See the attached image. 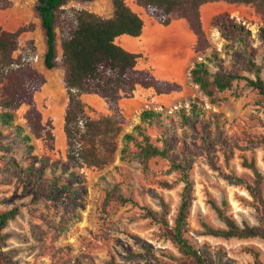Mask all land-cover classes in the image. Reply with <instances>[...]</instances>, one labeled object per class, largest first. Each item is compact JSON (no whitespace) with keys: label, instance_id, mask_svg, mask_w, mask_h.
Here are the masks:
<instances>
[{"label":"rangeland","instance_id":"374dc122","mask_svg":"<svg viewBox=\"0 0 264 264\" xmlns=\"http://www.w3.org/2000/svg\"><path fill=\"white\" fill-rule=\"evenodd\" d=\"M12 5L0 10V23L4 27L14 29L17 24L10 21L16 14L26 18L34 15L35 0H10ZM110 0H93L79 2L70 0L65 7L71 17L72 9L87 11L99 8L106 13ZM111 3V1H110ZM13 10V12H9ZM231 18L243 23L250 31L253 44L254 60L262 66L261 76L264 78V56L256 48V34L259 28H264V17L250 5L235 6ZM32 23V22H29ZM28 23V24H29ZM210 48L203 53L195 51L192 46V56L188 67L202 60L211 53L217 54L226 67L236 66L244 76L253 78L248 71L247 64L236 58L235 52L243 54L235 45L227 46L215 28L210 25L204 31ZM60 35H57V45ZM33 42V41H32ZM44 43V40H43ZM196 43V42H195ZM14 57H20L21 63L30 65L41 72L46 79L41 90L35 94L34 100L42 114V122H51L53 135V149L48 148V142L32 139L34 150L26 152L25 146L5 129L0 139V157L4 161L14 162L19 169L31 165L33 172L41 169L40 158H47L50 162H64L66 160V141L63 132V118L67 104V95L60 76V56L57 52L58 66L47 70L43 64V56L36 53L34 42L25 44L15 52ZM186 73L185 81L180 84L181 90L167 95H156L150 90L138 89L133 92L131 104L119 107V134L114 138L116 151L112 163L103 168H82L77 171L79 182H72L68 173L63 175L70 190L77 192L75 200L76 217L71 220L59 238L53 240L50 227L58 222V213L46 201L33 203L35 183H24L23 180H13L9 184L0 183V208L9 209L19 207L20 213L11 220L5 233L3 251L11 253L12 261L17 264H106L109 256L113 255L120 264H140L141 260L131 255L140 251L134 238L148 243L155 253L162 252L179 257L176 248L168 241L157 237V228L149 219L142 218V207H148L160 212V201L169 207V223L171 224L180 203L183 183L179 181V174L170 171L173 162L187 161L190 165L189 178L191 187L189 192L190 209L188 212V232L190 241L198 247H206L214 257L218 248L223 249L224 258L237 264L248 263L251 257L242 252L243 247H254L262 253L264 260V241L259 238L246 240H223L203 236L202 223L213 228H223L209 201L220 205L226 201V213L232 216L238 224L246 222L256 224L251 198L242 185L233 181L234 177H241L250 181L252 173L242 166L245 158L255 159L258 170L264 177V146H252L246 139L263 132L259 121L264 120L262 111L256 105L258 98L255 91L244 85L243 81L234 84L239 97L231 92L219 94L222 101L211 104L209 99L198 89ZM135 91V90H134ZM158 96V97H156ZM55 101V102H54ZM86 115L92 120L113 115L104 100L94 96V100H82ZM55 104L62 105L60 122L52 113ZM195 104L202 114L192 122L184 124L181 111L190 117V105ZM53 105V106H52ZM52 108V109H51ZM27 107L22 106L15 112L14 123L24 125L23 115ZM145 111L160 113L161 118L154 117L152 125L143 122L141 117ZM56 119V120H55ZM161 121V122H160ZM162 125V126H161ZM140 126L145 129L151 141L162 146L160 136L165 134L167 141V158H152L148 161V170L144 171L138 160L130 158L121 160L122 137L124 134L134 133V128ZM245 137V138H244ZM9 148H6V146ZM133 151V147L130 146ZM0 162V168H1ZM51 165L45 173H51ZM0 174V182H1ZM34 174L31 178L33 179ZM174 184L171 189H162L158 183ZM264 187V184H263ZM115 189L117 193L131 199L135 204L120 205L110 201L105 205L106 192ZM134 237V238H133ZM53 242H52V241ZM64 249L61 254H54L52 248Z\"/></svg>","mask_w":264,"mask_h":264},{"label":"trees","instance_id":"16d2710c","mask_svg":"<svg viewBox=\"0 0 264 264\" xmlns=\"http://www.w3.org/2000/svg\"><path fill=\"white\" fill-rule=\"evenodd\" d=\"M70 0H35L34 15L40 22L45 51L43 64L47 70L58 66L57 35H60V66L63 70V85L67 95V104L63 118V132L66 141V160L64 162H50L47 158H40L41 169L33 172L31 165L24 169L11 161H4L0 157L1 184H9L13 180H23L25 184L35 183L33 203L46 201L58 213V222L50 227L53 240L65 231L68 223L76 217L75 200L77 192L70 190L63 175L68 173V179L79 182L77 171L86 168H103L113 161L116 151L114 138L119 134L118 123L119 106L122 98L132 97L137 86L143 89H152L156 95H167L181 90L176 82L157 80L149 71L138 70L136 61L139 54L130 53L115 43L121 35L139 37L142 33L143 22L134 13L124 0H110L113 14L110 18H102L93 12L84 9H72L71 17L65 8ZM92 2L93 0H76ZM148 16L162 26H168L173 19H184L196 38L195 51L203 53L210 48L209 42L202 28L199 8L205 3L224 1L230 4L253 6L264 17V0H135ZM12 5L10 0H0V10ZM210 25L217 30L222 40L235 49L236 58L247 64L248 71L253 78L244 76L236 66L226 67L215 53L193 63L189 70L191 81L209 99L211 104L222 101L219 94L229 91L234 97L239 93L234 84L243 81L244 85L255 91L258 98L256 105L264 116V78L261 76L262 66L254 60L251 31L241 22H237L227 12L215 15ZM35 28L33 23L21 26L15 31L4 30L0 26V139L5 129L10 130L20 143L25 146L26 152L34 150L32 139H41L48 142V148L53 149L52 125L50 121L42 122V114L36 106L34 96L45 84V76L30 65L21 63L20 57H14L19 49V37ZM256 48L264 56V28H259L256 34ZM32 44V41H29ZM95 95L104 100L112 111L110 117L98 120L90 119L85 112V105L81 95ZM22 106L27 107L23 115L24 125L14 123L15 112ZM202 114L197 105H190V117L181 111L184 124L192 122ZM160 113L145 111L142 121L152 125L154 117L161 118ZM161 122V121H160ZM263 132L246 139L252 146H264V120L259 121ZM162 126V125H161ZM134 133L124 134L121 160L138 158L142 169L148 170V161L152 158H167V141L165 134L160 136L162 146L151 141L145 129L140 126L134 128ZM245 138V137H244ZM133 147V151L130 149ZM4 147H0L2 150ZM6 148H9L7 145ZM51 165V173L47 175L45 169ZM242 166L252 173L247 181L241 177H234L233 181L243 186L251 198V207L254 209L256 224L243 222L241 225L226 213V201L220 205L209 201L223 228H213L202 223L203 236L220 238L223 240H246L259 238L264 241V177L258 170L254 158L242 161ZM190 165L187 161L173 162L170 171L179 174V181L183 183L180 203L176 215L169 223V207L163 200L160 201V212L148 207H142V218L149 219L156 225L157 237L168 241L177 250L179 257L158 252L146 242L136 238L140 251L131 255L141 260L140 264H237L224 258L223 249L218 248L214 257L206 247L195 246L187 236L188 212L190 209L189 178ZM34 174L33 179L31 178ZM162 189H171L174 184L158 183ZM115 201L120 205L135 204L131 199L117 193L115 189L107 191L105 205ZM20 213L19 207L9 209L0 208V264H17L12 261L11 253L3 251L8 234L4 232L8 223ZM52 241V240H51ZM53 242V241H52ZM52 248L54 254H61L64 249ZM242 252L251 257V261L243 264H264L262 253L254 247H243ZM106 264H120L113 255L109 256Z\"/></svg>","mask_w":264,"mask_h":264},{"label":"crops","instance_id":"0c3cea01","mask_svg":"<svg viewBox=\"0 0 264 264\" xmlns=\"http://www.w3.org/2000/svg\"><path fill=\"white\" fill-rule=\"evenodd\" d=\"M124 1L125 4L142 20V33L136 38L128 35H121L115 39V43L130 53L140 55L136 61V68L138 70H147L160 81L182 84L185 81L186 73H188L187 76H189L190 68L188 65L192 56L191 48L196 42V38L189 29L187 22L184 19L179 18L173 19L168 26H162L152 17L148 16L145 10L136 4L135 0ZM237 5L240 4H230L224 1L201 5L199 12L203 30H206L211 19L217 14L227 12L232 16L233 10ZM9 12H13V10H9ZM91 12L102 18H110L113 14V8L110 1H108L105 14L100 11L99 8H93ZM10 22L12 24L16 23L17 27L14 29L6 28L2 23H0V26L6 31L13 32L17 28L27 25L29 22L34 24L35 28L33 31L25 32L20 35L18 39L19 47L23 46L26 41H33L38 57L43 56L45 44L43 43L44 39L39 20L34 19L32 16L26 18L24 15L16 14ZM166 33L171 35L169 40H167V37L165 36L167 35ZM57 52L59 56H61L60 42L57 45ZM59 72L62 80V68H60ZM139 88L140 87L137 86L134 93H137V91L139 92ZM94 96L95 95L83 94L80 98L81 101L83 98L86 101H91L94 100ZM131 101V98H122L118 102V106L120 108L122 106H127L128 104H131Z\"/></svg>","mask_w":264,"mask_h":264},{"label":"bare ground","instance_id":"6f19581e","mask_svg":"<svg viewBox=\"0 0 264 264\" xmlns=\"http://www.w3.org/2000/svg\"><path fill=\"white\" fill-rule=\"evenodd\" d=\"M167 34V33H166ZM166 37H167V40H169L170 39V34H167V35H165ZM176 39V38H175ZM173 40V39H172ZM179 44V43H178ZM171 45V44H170ZM172 46H173V43H172ZM180 46H182V45H180ZM168 48V47H167ZM182 52V51H181ZM55 102V101H54ZM53 106V105H52ZM52 109V108H51ZM62 111H63V109H62V105L61 104H55L54 103V106H53V109H52V113H53V115L55 116V118H57V120L56 121H58V122H60V119L62 118L61 116V114H62Z\"/></svg>","mask_w":264,"mask_h":264}]
</instances>
